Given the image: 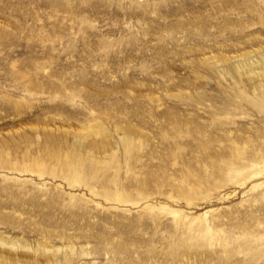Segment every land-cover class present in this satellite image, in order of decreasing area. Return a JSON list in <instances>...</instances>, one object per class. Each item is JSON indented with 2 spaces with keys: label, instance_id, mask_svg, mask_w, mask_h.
Returning <instances> with one entry per match:
<instances>
[{
  "label": "rangeland",
  "instance_id": "374dc122",
  "mask_svg": "<svg viewBox=\"0 0 264 264\" xmlns=\"http://www.w3.org/2000/svg\"><path fill=\"white\" fill-rule=\"evenodd\" d=\"M0 239L264 264V0H0Z\"/></svg>",
  "mask_w": 264,
  "mask_h": 264
},
{
  "label": "bare ground",
  "instance_id": "6f19581e",
  "mask_svg": "<svg viewBox=\"0 0 264 264\" xmlns=\"http://www.w3.org/2000/svg\"><path fill=\"white\" fill-rule=\"evenodd\" d=\"M97 125V124H96ZM94 126V125H93ZM89 128V127H88ZM88 128H87V131H88ZM93 128V127H92ZM92 130V129H91ZM90 130V131H91ZM97 130V129H96ZM99 130H100V128H99ZM103 130V129H102ZM105 136H107V135H105ZM18 243H19V246H20V248L21 249H25L26 247H25V245L21 242V241H18ZM0 247H8V248H10L9 250H10V252H12V251H14L15 250V248H14V244H12V242H10V241H4V240H2V239H0ZM43 248H44V250L45 251H47L48 253H50L51 251H50V249L49 248H47V247H45V246H43ZM18 258H15L14 256H11V254H4V252H3V250H1L0 249V260L1 261H3V262H6V263H8L9 262V264H12L13 263V261L14 262H16V261H19V263H27L28 264V260L27 259H23V258H20V259H18Z\"/></svg>",
  "mask_w": 264,
  "mask_h": 264
}]
</instances>
